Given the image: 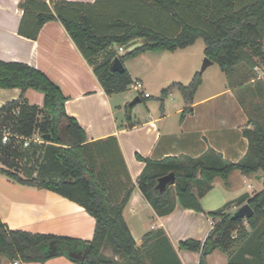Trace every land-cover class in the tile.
Masks as SVG:
<instances>
[{"label":"trees","instance_id":"obj_1","mask_svg":"<svg viewBox=\"0 0 264 264\" xmlns=\"http://www.w3.org/2000/svg\"><path fill=\"white\" fill-rule=\"evenodd\" d=\"M51 1L53 7L44 0H23L20 34L37 38L47 21L59 19L88 59L112 44L125 45L138 38L144 40L143 44L127 55L148 49H184L201 37L206 56L220 65L230 83H247L256 77L255 68L264 64V0H142L147 2L146 19L142 21L110 16L101 1L96 5ZM115 57L124 63L123 57L114 55L94 68L107 94L122 92L133 83L127 68L124 72L110 71ZM241 65L250 74H238ZM200 84L198 73L190 84L176 83L164 89L163 95L177 86L185 102L192 104ZM0 87L20 88L23 92L31 88L44 94L42 107L30 104L24 96L0 107V173L24 185L55 191L82 205L96 220L93 238L83 241L12 229L0 217V264L3 258L10 262L45 261L55 255L69 256L73 250L88 251L83 260L70 257L79 264H183L162 227L148 231L138 246L124 216L134 185H128L118 201L111 198L85 155L86 130L67 113V97L56 82L26 62L0 60ZM139 96L143 101L147 99ZM250 122L253 127L244 130L249 146L237 162L222 158L213 149L199 157L145 159L137 183L157 214L171 213L176 199L185 208L204 211L193 186L203 192L201 186L207 190L217 176L227 180L233 170L246 175L259 171L264 174V118L261 121L252 117ZM8 128L13 135L5 144L2 137ZM37 132L42 137L50 133L51 142L64 145L58 154L62 166L58 180L39 181L33 176L40 165L38 152L43 147L35 143L25 146L21 138ZM171 171L176 174L174 193L171 186L161 193L156 188L157 179ZM245 203L250 204L254 214L233 217V207ZM208 213L215 220L207 238L181 240L180 248L199 252V264H209L207 256L216 249L226 254L228 264H264V187L253 194L243 193ZM48 245L55 250L51 255L44 252ZM107 250L112 255L106 254Z\"/></svg>","mask_w":264,"mask_h":264},{"label":"crops","instance_id":"obj_2","mask_svg":"<svg viewBox=\"0 0 264 264\" xmlns=\"http://www.w3.org/2000/svg\"><path fill=\"white\" fill-rule=\"evenodd\" d=\"M44 1L53 7L51 0ZM69 1L93 5L101 1L100 5L110 16L119 15L130 20L142 21L147 15V2L142 0L133 3L132 0ZM22 2L0 0V60L26 62L46 73L61 87L67 97V113L74 116L86 130L85 155L113 200L121 199L126 187L134 185L124 216L138 246L148 231L162 227L183 264H199L200 253L180 248V241L188 238L204 241L215 220L208 212L223 207L243 193L260 191L264 187L263 182L259 190H253L249 184L251 191H242L231 198L227 196L221 206V201L207 206V198L218 184L225 189L232 188L233 177L248 176L233 170L227 180L217 176L211 188L206 190L201 186L203 192L197 185L193 186L204 211L185 208L176 199L174 210L160 216L140 190L138 178L146 165L145 159L199 157L213 149L226 160L239 161L249 146L244 130L253 127L245 104L257 97L264 100V67L261 68L259 64L255 68L256 77L249 80L252 84L250 87L245 88V84L239 81L230 83L225 75L223 89L203 95L197 92L192 104L184 103L181 99H175L174 103L166 99L158 109L150 102L146 103V112L136 115L139 103L130 111L127 97L107 94L94 72L96 65L116 55L111 46L93 58H86L59 19L47 21L37 38L20 34L24 16ZM140 40L143 39H135L130 44L135 45ZM126 68L130 73V68ZM135 80L143 83V89L147 88L143 79L136 77ZM147 93L149 96L145 95ZM144 95L152 97L149 91ZM20 96H24L32 105L42 107L44 104L42 92L31 88L23 92L20 88L0 87V107ZM37 137L42 138L39 132L30 137L34 138L31 143L43 148L38 152L41 156L40 165L33 176L39 181L58 180L62 172L58 154L64 145L43 138L35 140ZM24 138L29 137L22 136L21 139ZM0 217L12 229L71 236L83 241L93 238L96 224L95 218L77 202L47 188L18 183L1 173ZM213 253L207 256V261L209 264H218L210 259ZM106 254L112 255V252L107 250ZM221 260L219 264H228L227 256L221 257ZM17 262L79 264L64 254L45 261ZM14 263L8 261L6 264Z\"/></svg>","mask_w":264,"mask_h":264},{"label":"rangeland","instance_id":"obj_3","mask_svg":"<svg viewBox=\"0 0 264 264\" xmlns=\"http://www.w3.org/2000/svg\"><path fill=\"white\" fill-rule=\"evenodd\" d=\"M143 42L144 40H140L135 43V45L130 43L125 45L115 43L111 45V49L116 52V55L124 58V64L126 67L130 68L132 79L136 77L143 79L145 86L147 87L139 92L134 89L132 83L126 88V90L122 92H116L115 94L117 96L115 97L125 95L129 104L138 95L143 97L146 91H149L152 94L151 98H147L144 102L138 104L136 107V115L139 114V112H146V103L148 104L150 102L153 103L158 109L166 99L172 103H174L175 99H181L184 103H186L183 93L177 86H173L165 95H163V90L176 83L188 85L193 81L194 77L198 73H201V84L199 85L194 98L196 97L197 92L200 93V95H203L214 93L224 88L225 73L222 71L218 63L214 62L206 69V71L201 72V68L206 57V44L203 38H198L192 45L184 49H178L175 51H168L164 49H148L134 55H127L128 52L138 47L139 44H143ZM120 47H123V50H120ZM260 67H264V64H260ZM236 72L238 74H250V71H248L244 65H241ZM251 85L252 84L248 81L245 83L246 87H244L247 88ZM245 110L249 119L253 117L263 121L264 100H261L260 97L253 98L251 101H249V103L246 102ZM257 174L264 175L261 171H259ZM254 175L256 174L248 175L244 178L233 177V186H231L232 188L225 189L218 184L209 198H207L209 202L206 201V205L221 201V206L225 203V197L229 196V198H231L242 191H251L252 188L248 187L249 184L253 186V190L261 189L263 187V180H257ZM174 188V185L170 187V190H173V193ZM221 257L226 258V254L221 252L219 249H216L210 256V259L213 262H218L219 264L222 261ZM7 262L8 260L3 258L1 264H6Z\"/></svg>","mask_w":264,"mask_h":264},{"label":"water","instance_id":"obj_4","mask_svg":"<svg viewBox=\"0 0 264 264\" xmlns=\"http://www.w3.org/2000/svg\"><path fill=\"white\" fill-rule=\"evenodd\" d=\"M214 63L213 60H211L209 57H205L204 63L201 68V72H204L210 65ZM126 69L124 63L120 60L119 57H115L112 65L110 66V71L111 72H124ZM141 102V98L138 95L135 97L133 101H131L128 105L129 110L131 111L134 106H136L138 103ZM46 141H51V134H45L42 137ZM256 178L258 180H263V185H264V175H257ZM176 184V174L174 171H171L157 179V185L156 188L161 192H165L170 186ZM254 214L253 208L250 206L249 203H245L241 207H239L237 210L233 212V217L235 218H247L251 217ZM44 252L46 254H53L55 250L51 245H48L46 248H44ZM88 251H79V250H73L69 252V256L71 258H76V259H85L87 256Z\"/></svg>","mask_w":264,"mask_h":264},{"label":"built area","instance_id":"obj_5","mask_svg":"<svg viewBox=\"0 0 264 264\" xmlns=\"http://www.w3.org/2000/svg\"><path fill=\"white\" fill-rule=\"evenodd\" d=\"M120 50H123V47H120ZM133 87L137 91H141L143 89V83L140 80H135V81H133ZM145 95L149 96L148 93L145 94ZM12 135H13V133H12L11 129H9V128L6 129L4 131V134H3V137H2V142L5 143V144L8 143L10 141V138H11ZM39 139H42V138L41 137H37V139H35V140H39ZM32 140L34 141V138H30V137L29 138H24V145L25 146L30 145ZM238 208H239L238 206H234L233 207V211L237 210ZM14 264H18V262L15 261Z\"/></svg>","mask_w":264,"mask_h":264}]
</instances>
